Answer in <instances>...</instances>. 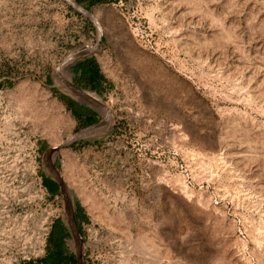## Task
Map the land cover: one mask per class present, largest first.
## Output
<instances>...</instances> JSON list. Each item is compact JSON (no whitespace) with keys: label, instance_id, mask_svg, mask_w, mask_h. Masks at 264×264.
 <instances>
[{"label":"rangeland","instance_id":"obj_1","mask_svg":"<svg viewBox=\"0 0 264 264\" xmlns=\"http://www.w3.org/2000/svg\"><path fill=\"white\" fill-rule=\"evenodd\" d=\"M118 5L92 8L104 120L47 152L81 128L64 59L98 31L67 0H0V264H37L78 207V264H264V0Z\"/></svg>","mask_w":264,"mask_h":264},{"label":"crops","instance_id":"obj_2","mask_svg":"<svg viewBox=\"0 0 264 264\" xmlns=\"http://www.w3.org/2000/svg\"><path fill=\"white\" fill-rule=\"evenodd\" d=\"M118 2L119 0H101L98 3L92 4L91 0L75 1V3H77L82 9L87 11L90 16H93L94 11L92 10V8L97 4H104V5L109 4L111 6H114L116 10H120V8H118L120 6L118 5ZM81 15L84 16L87 20H89L88 17H86L85 15L83 14ZM105 42H106L105 37L101 38L100 35L98 42L95 39L92 45H85L81 48L76 49V52L78 53L77 56L73 57L70 61H68L67 72L69 76V83L82 90V93H77L71 90L73 94L75 93L77 96L76 97L72 96L69 93H66L65 96H67L72 101V103H74V105L78 108L79 120L83 119V113L87 111H92L94 115L98 116L99 117L98 121L104 119L105 117V113H106L104 111V107H105L104 105L106 104L105 97L108 91L110 90V87L113 85H112V80L107 77V75L104 73L105 72L104 69H102L100 65L101 57L97 56L95 53V51H104V52L106 51L105 48L107 46L104 44ZM102 55H103L102 58H107L105 53L104 54L102 53ZM91 68L93 69L94 75H97L96 79L93 82L88 81V75L90 74ZM93 99L99 100L101 104L98 105L94 103L92 101ZM66 109L72 115L70 109H68L67 107ZM74 119L76 120V118ZM77 123L81 126V128L85 127L82 126L79 121H77ZM52 168L55 169L54 166H52ZM59 178L62 181V184L65 186L66 184L64 183L62 178L61 177ZM45 179L49 181V183L53 186L52 190H49L46 187L44 183ZM42 184H43V188L46 191V194L48 196H51V200L55 199L58 194L62 195L63 193L55 180V176L52 174L50 177H44L42 180ZM85 216H88L87 211H81L80 209L77 210V212L74 215V208L71 209L70 217L73 221L74 228H75L74 221L77 222V226L78 225L83 226V221H85L84 220ZM86 218L88 219V217ZM68 230L70 231L71 235L68 234ZM75 231L77 232L78 235V229L75 228ZM73 240L74 237H73L72 227L68 217L67 219L63 217H54V219L50 221V224L48 226V231L46 233L45 244H44L45 253L38 260H41L40 262L41 264H52L46 262L44 258L55 252V249H58V251L62 253L63 255L62 257L65 259L63 260V262L57 264H78L79 261L78 255L74 250ZM57 244H58V248H55V245ZM74 255H75V260H74ZM84 257H87V255H85ZM88 260L89 259H86L85 261L83 260L84 262L82 264H90Z\"/></svg>","mask_w":264,"mask_h":264},{"label":"water","instance_id":"obj_3","mask_svg":"<svg viewBox=\"0 0 264 264\" xmlns=\"http://www.w3.org/2000/svg\"><path fill=\"white\" fill-rule=\"evenodd\" d=\"M67 3L74 8V10H76L77 12L85 15L86 17H88V19L90 21H92V24L94 25V27L97 29V37H96V41L98 42V39H99V35H100V31L97 27V22L95 21V19L89 15V13L87 11H85L84 9H82L77 3H75L73 0H67ZM77 52H73L71 54H69L65 59H64V62L66 61L67 64H68V61H70L73 57L77 56ZM67 87L70 89V90H73L77 93H82V90H80L79 88L75 87L74 85L68 83L67 84ZM94 103L100 105L101 103L99 102V100L97 99H93L92 100ZM93 107V106H92ZM104 119H101L95 123H92V124H89L85 127H82L80 128L77 132L73 133L72 135L66 137L63 141H61L60 143H58L56 146H53V147H50L49 150L47 152H50V151H56L58 148L60 147H63V146H68L70 145L71 143L75 142V141H78V140H81V139H84L86 133L96 127H98L100 125V123L103 121ZM55 173V180L57 182V184L59 185V188L62 190L63 192V184H62V181L60 180L59 176H57V173ZM68 219L70 221V224H71V227H72V232H73V235L77 236V232L75 231V228H74V224H73V221L70 217V214H68Z\"/></svg>","mask_w":264,"mask_h":264},{"label":"trees","instance_id":"obj_4","mask_svg":"<svg viewBox=\"0 0 264 264\" xmlns=\"http://www.w3.org/2000/svg\"><path fill=\"white\" fill-rule=\"evenodd\" d=\"M100 1L101 0H91L92 4L98 3ZM96 76L97 75H94L93 69L91 68L90 74L88 75V81L93 82L96 79ZM58 99H60V100L65 102L66 107L68 109H70V111H71L72 115L74 116V118H76V120L79 121L82 126H86V125H89V124H92V123H95V122L98 121L99 117L94 115L92 111H87V112L83 113V119L79 120L78 108L74 105V103H72V101L67 96H65L63 94L58 95ZM47 182H49V181H47L45 179L44 183H45L46 187L49 190H52L53 186L50 183H47ZM48 184H49V186H48ZM78 210H80V207H78ZM55 248H58V244L55 245ZM62 256H63L62 253L60 251H58V249H55V252H53L52 254L48 255L44 259L48 263L57 264V263L63 262V260L65 259ZM40 262H41V260H38V261H34L33 263L41 264Z\"/></svg>","mask_w":264,"mask_h":264},{"label":"flooded vegetation","instance_id":"obj_5","mask_svg":"<svg viewBox=\"0 0 264 264\" xmlns=\"http://www.w3.org/2000/svg\"><path fill=\"white\" fill-rule=\"evenodd\" d=\"M73 1L75 2V1H77V0H73ZM67 4H68V3H67ZM68 7H69L71 10H73L74 12L78 13V12H77L76 10H74V8L71 7L69 4H68ZM47 183H49V182H47ZM48 186H49V184H48ZM76 212H77L76 209H74V215H75ZM74 222H75V228L78 229L77 222H76V221H74ZM68 234L71 235L69 230H68ZM74 260H75V255H74Z\"/></svg>","mask_w":264,"mask_h":264}]
</instances>
